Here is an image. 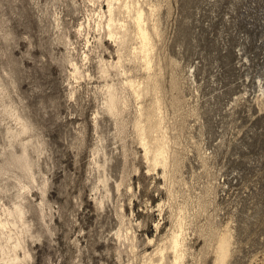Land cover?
Here are the masks:
<instances>
[{
	"label": "rangeland",
	"instance_id": "rangeland-1",
	"mask_svg": "<svg viewBox=\"0 0 264 264\" xmlns=\"http://www.w3.org/2000/svg\"><path fill=\"white\" fill-rule=\"evenodd\" d=\"M106 1L0 0V264H143L181 229L177 264H214L225 232V264H264V0H139L165 167L135 128L151 96L126 84L147 70L97 24Z\"/></svg>",
	"mask_w": 264,
	"mask_h": 264
},
{
	"label": "bare ground",
	"instance_id": "bare-ground-1",
	"mask_svg": "<svg viewBox=\"0 0 264 264\" xmlns=\"http://www.w3.org/2000/svg\"><path fill=\"white\" fill-rule=\"evenodd\" d=\"M92 1L94 2V0H92ZM106 3L108 5V8H107L108 14L106 15L104 13L106 19L103 20L104 16L101 15L103 13L102 12L100 14L101 15L100 20L98 21V23L97 22L96 23L101 28L103 25H105L109 35L116 41V43L119 44L118 45L119 46L118 47L119 48L118 49L119 59H123V57L125 59H128V57H129V59L131 61L132 60L134 62L139 61L137 63L141 64L147 70V76L145 77V79H143L139 83H136V81H134V79H128L127 78L128 80H126V82L127 81L128 82L126 84H128L129 87H132V89H133L132 91L134 92L135 95L145 96L147 94H150V96H151V101L149 103L147 102L148 104L143 105L142 109H140L141 112H140V114H138L137 121L135 124L136 125L135 128H136V132L138 133V136H139V138L143 144V149H144V153H145L144 155L148 159V161L147 160L146 161L149 162V166L150 167H157V166L165 167L166 164H168L167 163V160H168L167 159V151H168L167 150L168 149L167 143L168 142H167V136H166L167 134L165 133L166 131L164 132V131L160 130V127H161L160 124L163 120L162 119L163 117L160 114L161 99L158 95V91L160 89L159 83H158L159 68H157V70H155V71H152V69H151L152 63H153L152 57H154V55H152L153 54V52H152L153 51L152 38L159 31H157V27L155 24L149 25L147 23V21H148L147 20L148 19L147 14L148 13L145 11L143 3L140 2L139 0H107ZM99 11L101 12L102 10H99ZM95 13H96V11H95ZM98 18H99V16H98ZM101 33H102V31H101ZM131 40H133V41L135 40L134 41L135 45L132 47L133 49H131V50H129L130 48L126 49V45L129 42L131 43ZM123 61H125V60H123ZM118 65H120V64H118ZM139 68H140V65H139ZM100 69H101V67H100ZM102 71H104L103 73H106L108 70L102 69ZM142 78H144V77H142ZM137 81H139V80H137ZM121 100L122 99L118 95L116 89L109 85L107 107H108V110L112 114L117 113ZM162 128L163 127H161V129ZM23 130H26V126L23 127ZM22 159H23L24 164L28 167V163L25 161V157H22ZM17 212L19 215H21V212L19 209L17 210ZM177 223H179V222H177ZM0 224H1V226L3 225V227H4V223L2 221H0ZM180 224L178 226L181 229ZM176 230H178V229H176ZM181 231H182V229H181ZM181 231H180V233H181ZM180 233L178 231H175L174 233L172 232L170 239H168L167 244L163 243L164 245H161L162 243L161 244L159 243L161 246L156 247L155 249H153L149 252H145L144 259H143L142 263L143 264H165L168 262L169 263H176V262L180 263L179 261L182 260L181 259L182 248H181ZM118 236H119V234H118ZM125 236L127 238L129 237L128 235H125ZM123 237L124 236H122L121 238L123 240H125L126 238L124 239ZM127 240L129 241L131 239H126V241ZM132 242L129 241V244ZM15 246H17V245H15ZM14 249H15V247H14ZM214 250H215V254H216L214 264H225V262L228 258V255H229V235L226 232L223 233L222 235H220V237L217 240L216 247L214 248ZM0 251H5V246L3 244H1V242H0ZM8 252H9V250H8ZM170 254L172 255V258H173L172 260H170V258H171ZM13 260L10 259V261H13L12 264H22L23 263L16 253H15ZM5 263H7V262H5ZM9 263L10 262H8L7 264H9Z\"/></svg>",
	"mask_w": 264,
	"mask_h": 264
}]
</instances>
